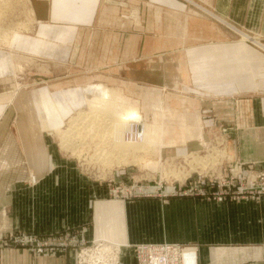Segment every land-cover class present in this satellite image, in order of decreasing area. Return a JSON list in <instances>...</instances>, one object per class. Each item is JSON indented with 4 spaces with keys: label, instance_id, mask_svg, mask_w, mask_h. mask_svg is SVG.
Here are the masks:
<instances>
[{
    "label": "crops",
    "instance_id": "0c3cea01",
    "mask_svg": "<svg viewBox=\"0 0 264 264\" xmlns=\"http://www.w3.org/2000/svg\"><path fill=\"white\" fill-rule=\"evenodd\" d=\"M30 4L40 23L36 36L42 25L75 26L80 40L84 33L86 40L80 42L85 51L80 46L79 62L69 65L83 68L86 75L104 74L129 89L155 84L144 75L152 60L158 64L153 73L159 75L157 67L162 68L166 85L175 71L179 85L188 90L165 86V92L178 91L197 103L203 131L224 139L225 166L264 167V49L241 36L246 33L264 44V0ZM46 34L54 42L53 31ZM13 38V48L0 53L18 51V37ZM6 62L10 71L14 62ZM17 85L9 77L0 79V239L9 232L47 235L75 229L87 242L102 238L121 244L125 264H136L127 245L163 242L193 246L198 264H264V196L220 201L159 190L155 196L114 198L109 179L120 183L131 178L126 167L106 181L52 149L37 124L19 122ZM124 95L142 115L154 108L150 99L163 96V89ZM186 148L176 146L172 156ZM245 172L249 174L247 168ZM0 264H77V259L73 250L36 254L25 247L0 246Z\"/></svg>",
    "mask_w": 264,
    "mask_h": 264
},
{
    "label": "rangeland",
    "instance_id": "374dc122",
    "mask_svg": "<svg viewBox=\"0 0 264 264\" xmlns=\"http://www.w3.org/2000/svg\"><path fill=\"white\" fill-rule=\"evenodd\" d=\"M39 25L40 23L34 17L30 0H8V4H5V0H0V50L9 51L10 48H13V44L15 43V39L13 37H18L19 43L18 51H12L10 56H8V54L6 55L0 53V72L2 73L0 74V79H6L9 77L14 83L18 84L19 122L37 124L41 130H43L42 132H45L43 137L46 143H48L52 149L58 150V152L60 151L66 157L74 158L77 162L79 161V167L85 173L91 175L92 177L105 179L106 181H108L107 179L112 176V172H116V170H114L118 169L116 167H126L131 178H121V183H123L124 186H127V189H131L130 186L132 185H134L136 189L141 185L143 187L145 186V189H147V192L145 193L150 196L158 195L159 190H163L164 193H166V191L167 193L174 191L177 193H183V196H193L190 195V184L187 183L184 185V178L190 170L182 171L178 167L180 163L184 161V159L187 162L190 161L192 166H196L195 162H197L198 165H201V168H198V170L202 171L203 173L219 177L215 180L216 185L213 189L215 191L221 189L220 184L225 181L224 177H226L228 173L232 174V177L235 175L230 172V166L233 169H237V164L225 166V163H223L227 154L226 151L225 153L221 152L225 149L224 146L219 145L221 142H224L221 134L212 132L211 136H209L207 133H205L203 131L202 118L199 109L196 107L197 103L191 98L180 95L178 91H175L181 90L186 92L188 90L187 85H179L180 79L174 77L175 71L172 72V79H169L172 80V83L166 85L164 81L165 73L162 68L157 67L159 75L153 73V64L154 66L158 64L152 60L150 61L149 67H145L144 75L145 77H150V79H152L155 84L150 87L133 84L134 88L129 87V89L126 87V83H112V80L104 74L92 73L86 75L83 68L77 67L75 65H69L71 60H74V63L79 62V56H81V54L78 52V50L80 46L81 48H84V42L82 41V43L80 41L86 40L83 36L84 33L80 35L82 37L80 40L77 27L75 26H65L60 29L56 27H49L48 29L47 25H42L39 32L40 35L36 36V33L40 27ZM11 30L17 31L16 34L10 33ZM51 30L55 35L54 42L46 40L48 38H46L48 35L46 32H51ZM241 36L244 40L256 42L261 48L264 49L263 43L255 40V38L250 37L248 34L242 32ZM86 49H88L87 44ZM83 50L85 51V48ZM16 55H19L20 59ZM24 57L25 59H22ZM27 59L28 61H25ZM7 60L14 62L10 71L8 69L9 63L6 62ZM17 63L19 64L17 65ZM15 64L18 66V68L21 66L22 69H18L16 66H14ZM89 84H102L112 93H118L119 96H124V98L127 99L129 98L125 96L124 93L134 95L132 94V91H134V96L137 97L142 96L141 94H143L145 90H151L153 88L160 87L163 89V96H157V98H161V100H158L156 97L150 99L154 108L149 109L147 111L148 113H144L145 115H141L143 120H145L146 123L153 122L154 115L156 114L160 117L161 124H168L161 117L163 113H176L177 111L191 113V117L193 118L190 120V127L195 131L193 135L195 134L197 136H188V140L186 139L184 142L177 143V146L185 145L187 147L185 153L177 156H172L175 154L174 151L176 146L165 145L169 143L167 142L168 140L165 139V136L164 140L162 141L163 143L159 141L155 144H149L150 146L148 145L147 149L148 152H144V150L140 148L144 143V139L141 141H123L122 143H127L128 145L131 144V148H133V150L139 148V151H135L140 152L139 155H144L143 160L140 162H112L110 164L112 166L103 165L101 160L103 155L106 156L107 152H111V148L117 143L115 142L116 140H111V143L108 142L107 144L104 141L102 142L101 137L98 135H95V137L92 135L91 137L85 136L84 134L88 135L86 130L81 129V131L83 130L82 133L80 132L82 137H80L81 134L78 132L79 135L74 136L72 139V144H74L72 148H65L64 143H61V132L59 133V131L63 132L64 130V132H70L69 130L72 129V122L69 121V119L73 117L80 108L85 110L84 108H87V106L85 107L84 105L86 104L81 105V103L76 105L73 103H67L62 99L63 97L61 98V94L65 93L66 91L68 93L74 92L76 89L80 90V92L83 94L85 91H83L82 88ZM160 84L163 85L159 86ZM45 86H47V88ZM165 86H170L175 90H169L165 92ZM42 93L52 94L55 100L60 104L59 110H54L56 113L54 112L55 114L50 125L45 124V114L43 113L42 107L40 105V99H38L41 96L39 94ZM131 102L132 104L137 105L134 100ZM23 107L24 109H22ZM88 110L89 108H87V111ZM197 117L200 119H198V124L200 123L199 125L197 124ZM62 118V126H60L59 130H57V124H60V120ZM100 133L103 132L100 131ZM88 137L90 140L86 139ZM161 138L159 137V139ZM147 140H150V138ZM169 151H172L173 154L168 153ZM85 154L88 156L87 160L85 158L81 159ZM114 155H117V153ZM190 157H192L191 160H187ZM208 159H211L209 163ZM201 160H203L202 163ZM246 168L247 167H244L245 170ZM182 169H184V167H182ZM192 169H195V167ZM226 181L237 182L238 179L234 178L233 180L232 178H227ZM117 183L119 182L115 181L113 185H118ZM236 187L233 186V188Z\"/></svg>",
    "mask_w": 264,
    "mask_h": 264
},
{
    "label": "built area",
    "instance_id": "2783aa9c",
    "mask_svg": "<svg viewBox=\"0 0 264 264\" xmlns=\"http://www.w3.org/2000/svg\"><path fill=\"white\" fill-rule=\"evenodd\" d=\"M116 138L123 141H141L143 135L138 132V124L130 123L126 126L115 128ZM224 146V142L219 144ZM226 149L222 150L225 153ZM87 155L84 157L87 160ZM192 157L187 160H191ZM211 159H208V163ZM177 164V163H176ZM192 166L190 161H184L178 166L179 169L190 170L185 176L184 185L190 184V195L210 197L216 200H224L228 197L239 199L244 197L259 198L264 196V167L256 169L254 166H248L249 174L245 172L243 163L237 164V169L230 166V172L235 174L226 175L225 181L221 183V189L213 190L216 185L214 175L203 173L198 170L201 165L195 162ZM184 167V169H182ZM195 167V169H192ZM123 169V167H116ZM187 168V169H185ZM117 170V169H114ZM235 170V171H234ZM227 178H237L238 181H226ZM109 182L113 185L114 179ZM114 184L110 190V195L114 198L131 199L136 196L148 195L145 186L134 185L127 189L123 183ZM237 185V187H236ZM236 187V188H233ZM188 191V194H189ZM174 192V191H173ZM172 192V193H173ZM174 194L183 195V193L174 192ZM187 194V193H184ZM0 246H19L28 248L36 254H53L58 251L73 250L76 255L77 264H125L122 258V245L113 243L109 240L98 238L87 242L81 236V231L75 229H65L54 234H36L31 232L17 231L9 232L0 239ZM133 248L136 264H198L197 251L193 246L181 245L170 242L163 243H140L127 245Z\"/></svg>",
    "mask_w": 264,
    "mask_h": 264
},
{
    "label": "bare ground",
    "instance_id": "6f19581e",
    "mask_svg": "<svg viewBox=\"0 0 264 264\" xmlns=\"http://www.w3.org/2000/svg\"><path fill=\"white\" fill-rule=\"evenodd\" d=\"M5 4H8V0H5ZM16 32L17 31L11 30L10 33L16 34ZM16 56H18V58L20 57L19 55ZM22 59H25V57ZM25 61H28V59ZM18 64L19 63H17V65ZM17 65L15 64L14 66L18 68ZM19 67L22 69L21 66ZM82 90L85 91L83 94L80 92V90L77 89L74 92L68 93L66 91L65 93L61 94V97H63L62 99L65 102L73 103L74 105L78 103H81V105L86 104L84 106L85 107L87 106V108H89L88 111L87 108H84L85 110H83V108H80L76 112V114L69 119V121L72 122V129L69 128L70 132H68L67 130H66L67 132H64L63 130L64 133L62 131H59V133L61 132L60 133L62 139L61 143L62 142L64 143L65 148L68 147L72 148V146L74 145L72 144V139L74 136L79 135L78 132L82 133L83 130L81 131V129L86 130V133L88 135L84 134L85 136L91 137L92 135L93 137H95V135H98L101 137L102 142L104 141L107 144L111 140H116L115 142L117 143L115 144V146L111 148V152L113 153L107 152L106 156L105 155L102 156L101 161L102 164L105 166L110 165L112 162L115 163H120L122 161L140 162L143 160L144 155H139L140 152L135 151L138 150L139 148L133 150V148H131V144L128 145L127 143H122L123 142L122 139L120 140L116 138L115 128L118 126L122 127L130 123L138 124V132L143 135V139H144V143L143 145H141L140 148L143 149L144 152L145 151L148 152L147 149L149 144L150 145L155 144L158 143L159 141L162 142L164 140V136L166 137L165 139L168 140L166 141L169 142L168 144L165 143L164 144L170 146H177V143L184 142L188 136L189 137L197 136L195 134L193 135L195 131L190 127V120L191 118H193L191 117L192 116L191 113L180 112V111H177L176 113L175 112L163 113L161 117L168 124H164V123L161 124L160 117L155 114L154 121L150 123H146L145 120H143V117L141 116L137 108V105L132 104V102L129 99L124 98V96L123 97L119 96L118 93L115 92L112 93L107 87H104L102 84L100 85L89 84L87 86H84ZM39 95L41 96L38 99H40L41 102L40 105L42 107L43 113L45 114L44 115L45 124L50 125L52 123V118L54 114L56 113L57 110H59L60 104L55 100L54 96L50 93H42ZM25 107H26V103H25ZM22 109H24V107ZM198 119L199 118L197 117V124H198ZM62 123H63V118L60 120V124H57V130H59L60 126H62ZM100 131H102L103 133H100ZM80 137H82V134ZM159 137L162 138L159 139ZM148 138H150V140H147ZM86 139H89V137ZM115 153H117V155H114ZM185 156L188 157L187 155ZM202 161L203 160H201V163Z\"/></svg>",
    "mask_w": 264,
    "mask_h": 264
}]
</instances>
